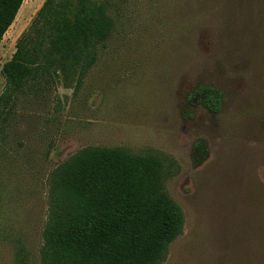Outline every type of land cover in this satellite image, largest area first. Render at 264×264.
Segmentation results:
<instances>
[{"label": "rangeland", "instance_id": "rangeland-1", "mask_svg": "<svg viewBox=\"0 0 264 264\" xmlns=\"http://www.w3.org/2000/svg\"><path fill=\"white\" fill-rule=\"evenodd\" d=\"M44 1L23 0L0 42V96ZM90 2L114 28L78 90L82 55H33L55 90L0 114V264H42L51 175L89 147L161 159L183 226L159 264H264V0ZM198 86L222 92L219 112L199 105Z\"/></svg>", "mask_w": 264, "mask_h": 264}, {"label": "trees", "instance_id": "trees-1", "mask_svg": "<svg viewBox=\"0 0 264 264\" xmlns=\"http://www.w3.org/2000/svg\"><path fill=\"white\" fill-rule=\"evenodd\" d=\"M22 2L0 0V42ZM92 11L90 0L43 2L2 66L5 88L0 114L20 96L38 95L47 86L55 90L50 69L33 64V55L56 56L65 62L82 55L73 87L74 93L78 90L96 61L98 47L114 28L106 3ZM195 96L208 111L221 110L219 89L198 86ZM201 149L199 140L194 150L201 153ZM50 182L42 264H159L181 233L182 213L164 190L158 157L89 147L57 167Z\"/></svg>", "mask_w": 264, "mask_h": 264}]
</instances>
